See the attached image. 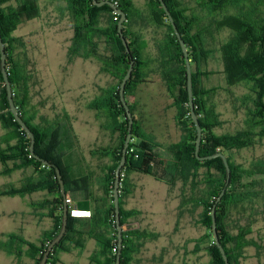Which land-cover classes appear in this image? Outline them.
I'll use <instances>...</instances> for the list:
<instances>
[{
  "label": "trees",
  "instance_id": "16d2710c",
  "mask_svg": "<svg viewBox=\"0 0 264 264\" xmlns=\"http://www.w3.org/2000/svg\"><path fill=\"white\" fill-rule=\"evenodd\" d=\"M61 1L65 3L73 23L67 62L71 63L76 58L95 59L102 71L117 80L112 88L105 91L106 97L93 102L97 110L100 109L98 103L106 108L110 113L111 126L121 136L114 154L115 164L107 173L110 190L113 188L115 169L122 156L128 128L118 89L130 63H133V69L125 86L124 97L131 113L133 103L131 104L129 95L137 85L149 83V75H159L173 101L174 119L181 138L164 149L165 159L160 158L157 145L148 140L133 119L126 162L120 172L121 226L125 216L138 214L135 211L124 212L121 208L123 171H135L164 181L170 187L180 184L179 213L189 204L200 207L201 223L209 232L205 234V238L211 237V212L214 207L216 229L228 264H240V258L244 257L247 248L253 247L258 252L264 248L249 238L253 233V225L259 219L264 221V157H254L247 165L233 160L237 152L254 150L264 140V0H163L188 53L193 104L202 131L198 155L207 157L223 154L230 168L228 185L221 158L203 161L196 158V129L188 105L185 59L159 0H146L144 8L136 7L132 0H96L97 3H116V7L125 13L122 32L129 52L125 51L119 38L117 21L120 16L108 5L97 7L93 0ZM39 14L38 0H0V36L5 47L6 70L13 101L20 117L34 134V154L51 164H43L29 152V139L9 111L0 72V124L6 132L0 137V141L5 144L3 148L0 147V164L3 166L1 174L8 175L28 167L38 174V177L27 181L20 188L9 186L0 189V197L46 191L52 199L45 202V205L53 206L49 217L54 221L50 236L38 245L23 240L17 234H8L6 242H0V249L9 255L19 256L21 251L17 249L18 244L25 245L34 264L39 263L47 245L61 227L63 198L56 169L60 171L62 181L64 180L60 154L57 152L59 128L52 124L32 122L35 113L30 112L32 77L27 70L26 59L19 56L23 49V39L13 35L22 21L38 18ZM103 15L107 16L105 23L102 22ZM148 29H151V33ZM101 47L102 54H99ZM213 62L217 68L211 65ZM216 77L221 79L228 97L233 99V107L243 113L236 130L216 132L223 127L224 121L211 100L222 88L207 85ZM234 88H240L241 91L234 94ZM114 117H122L123 120L116 123ZM223 189L224 194L217 202ZM110 199L113 200L112 196ZM71 221L68 208L66 232L45 264H57L58 251L69 252L72 248L83 247L82 242L72 239L75 235L80 237L82 233L71 230ZM144 235L138 230L122 233L120 264H131L139 247L136 240ZM88 236L98 242V252L90 262L115 264L118 247L113 203L102 221H94L92 232ZM204 250L208 257L205 264H225L213 240L206 242ZM197 251L198 248L193 252ZM183 264H186L185 261Z\"/></svg>",
  "mask_w": 264,
  "mask_h": 264
},
{
  "label": "rangeland",
  "instance_id": "374dc122",
  "mask_svg": "<svg viewBox=\"0 0 264 264\" xmlns=\"http://www.w3.org/2000/svg\"><path fill=\"white\" fill-rule=\"evenodd\" d=\"M38 1L39 17L22 21L13 34L23 39V49L20 50L19 56L23 60L26 59L27 70L32 77L30 82L32 108H30V112L35 111L32 122L41 125L52 124L54 127L61 123L64 131L67 130L66 123H70L78 136L80 149L84 155L88 156L87 151L90 146L100 145L101 139L98 138L95 142L97 134L101 132L100 129L106 130L107 126L112 125L110 113L106 111V108H102V105L98 103L100 109L95 110L96 107L93 105L95 100L100 101L106 97L105 91L111 86L112 77L102 71L101 65L95 59L76 58L71 63L67 62V48L73 36V23L66 11L65 3L61 0ZM145 1L132 0L134 5L139 8L145 7ZM114 6L116 7V5ZM106 20L107 16L103 15L102 22L105 23ZM148 31L151 33V29ZM146 37L148 38V34ZM98 52L102 54V47ZM211 65L213 68H217L216 63L213 62ZM148 77L147 80L150 82L153 76L149 75ZM116 83L117 80L115 79L113 84ZM207 85L222 88L214 94L211 100L224 121L223 127L217 129L216 132L223 133L224 131L236 130L242 121L243 113L233 107V99L228 97L219 77L212 79ZM134 90L137 95L135 108L137 110L141 108L146 121L145 127L147 130L148 128L152 130V141L157 145V153L162 155L164 149L158 148V145L161 144L163 147L168 144L169 146L181 138V132L174 119L173 101L165 88V83L157 80H153L151 84H139ZM232 91L236 94L241 89L234 88ZM91 110L98 113L94 116ZM5 133L0 124V137ZM67 138L70 139V137ZM4 146L5 144L0 141V147L3 148ZM93 149L97 150L96 148ZM254 157H264V140L262 145L256 146L254 150L237 152L233 156V160L247 165ZM2 170L3 166L0 164V189L8 186L17 187L22 181L20 170L13 171L12 174L9 173L8 175L1 174ZM180 186L177 184L170 191L164 181H152V184L144 186V192L153 188L152 210L149 212L151 213L149 218L153 223L154 233L163 236L168 235V240L169 238L173 240L174 236L176 242L178 240L183 242L184 249V252L178 253V251L173 250L176 242H162V239H159V243L157 242L154 247H167L164 251L162 249L158 251L157 259L152 257L148 264H181L178 255L182 253L186 264H205L208 261L204 249L206 242L213 239L212 236L210 238L204 237L209 232L201 223L202 209L198 206L192 207L189 204L183 208L182 213H179L177 207L179 201L175 194H179ZM185 191L188 193L187 188ZM8 200L4 197L0 199V234L16 231L11 213H19L18 210L22 208L20 201L12 203ZM136 217L125 216L123 222L136 220ZM121 229L124 230L122 232H127L129 228L123 225ZM27 230L26 228V231L21 234L22 238L25 235V240L27 239ZM249 238L254 239L260 246L264 247L263 220L259 219L253 225V233L249 235ZM3 239L0 237V242ZM198 242L201 244L198 245ZM177 245L176 243L175 246ZM197 248L199 251L193 252ZM243 256L240 258V264H264V248L259 252L253 247L247 248ZM159 257L164 259L159 260ZM0 264L13 263L4 253L0 252Z\"/></svg>",
  "mask_w": 264,
  "mask_h": 264
},
{
  "label": "crops",
  "instance_id": "0c3cea01",
  "mask_svg": "<svg viewBox=\"0 0 264 264\" xmlns=\"http://www.w3.org/2000/svg\"><path fill=\"white\" fill-rule=\"evenodd\" d=\"M151 76H153V79H151V82L148 84L153 83V80L163 82L159 75L153 74ZM113 79L114 78L112 77V84L108 89L114 86L113 83L115 79ZM134 89L135 87L129 95L131 104L133 103V119L138 123L140 129L142 128L141 130L148 140L152 141L153 133L150 128L147 130L145 127L146 121L141 108L139 110L135 108L137 95L135 94ZM91 111L94 116L98 113L94 110ZM114 119L116 123H120L123 120L122 117H114ZM66 125L67 130L65 131L61 126V123H58L56 126L59 128L60 140L57 152L60 154V163L63 168V184L66 190L65 198H70L72 200V206L70 207L72 221L70 227L71 230L82 233L80 235L81 238L75 235L72 239L74 241L82 242L83 247L72 248L69 252L58 251L56 257L59 262L57 264H92L90 260L98 252V242L96 239L89 237L88 234L92 232L94 221H102L110 204L113 203V200L110 199L113 188L110 190V185L107 181V173L108 169L115 164L114 154L121 141V136L112 126H107L108 128L106 130H103L104 128L102 130L100 129L101 132H99L95 138V142L98 138L101 139L100 145L96 146L95 144L90 146V149L87 151L89 155L87 156L85 154V156L84 152L80 149L78 136L75 134L72 125L70 123H66ZM67 137H70V139ZM179 140L174 141L173 143H176ZM167 146L168 144L162 147L160 144L158 145V148L165 149ZM93 148H96L97 150H94ZM165 155L164 150L162 155L159 154L162 159H165ZM19 172H22V181L15 188H20L27 181L38 177V174L34 172L31 167L21 169ZM123 177L124 190L123 196L121 197V208L126 212L135 211L138 213L136 220L126 221L123 225L128 226V231L138 230L145 234L142 238L136 240L139 247L136 252L137 254L133 256L131 264H148L152 260V257L157 259L156 254L158 251L161 249L164 251L167 247H154L157 242L159 243V239H162V242L175 243L176 238L171 235L173 236V240L170 238L168 240V235L163 236L159 235V233H154L153 223L149 218L151 215L149 212L152 210L151 196L153 194V188L149 189L148 192H144L143 189L144 186L152 184V181L158 182L159 180L150 175L135 171H123ZM166 185L170 191L172 187L168 184ZM175 196L179 201L177 207L178 210H180V187L179 194L177 193ZM1 198L3 199V197H0V199ZM4 198L9 199L8 201L12 203L20 201L22 208L18 210L19 213H11V218L16 226V231L0 234V237L4 238L1 243L6 242V235L8 234H17L22 238L21 234L26 231V228L28 229V233H26L27 239L25 240V235L22 239L29 243L38 245L41 241L46 240L50 236L54 229V221L49 217L53 206L49 204L45 205V202H49L52 199V196L46 191H36ZM64 201L65 199H63V205L65 204ZM176 243L178 244L177 246H175ZM176 243L173 246V250L178 251V253L184 252L183 242L178 240ZM17 249L21 251L19 256L9 255L2 249H0V252L4 253L5 256L11 259L13 264H34L33 260L27 253V247L25 245L18 244ZM178 256L179 261L183 264V253ZM161 258L163 257H159L158 259L160 260ZM101 262H103V259Z\"/></svg>",
  "mask_w": 264,
  "mask_h": 264
},
{
  "label": "water",
  "instance_id": "95a60500",
  "mask_svg": "<svg viewBox=\"0 0 264 264\" xmlns=\"http://www.w3.org/2000/svg\"><path fill=\"white\" fill-rule=\"evenodd\" d=\"M93 2L97 7H101L103 5H108L113 10V12L119 14L120 19L117 23V30H118L119 38L122 42L123 47L125 48V51L129 52V47L127 45V41L124 38L123 32H122V25L126 19L125 13L121 9L115 7L114 4L111 3L110 1H103V2L97 3L96 0H93ZM159 2H160V5H161L163 11L166 14L168 20H169V22H170V25H171V27L174 31V34H175V36H176V38L180 44V47H181V50H182V53H183L184 59H185L186 75H187L188 105H189L190 116H191L192 122L195 126V129H196V143H195L196 158L198 160H201V161L213 159L216 157L221 158V161L223 163V166L225 167L226 174H227L226 175L227 176L226 185H228L229 178H230V168H229L226 157L221 153H217V154L207 156V157H200L198 155L202 131H201V127H200V124L198 121V116L195 113V107L193 104V97H192V91H191V87H192L191 69H190L187 49H186V46H185L183 40L181 39L180 33L178 32V29L174 23L173 17L171 16L167 6L165 5L163 0H159ZM132 69H133V63L131 62L126 74L124 75V77L122 78V80L119 84V89H118L119 100H120V102H121V104L125 110L126 118L128 120V128H127V134H126L125 140L123 142L122 156H121V159H120V161H119V163L115 169V179L113 182V192H112L114 219H115V226H116V232H117V247H118V252L116 254L115 264H120L121 249H122V229H121V224H120V205H119L120 172H121V170H122V168L126 162V151H127L128 144L131 141V129H132V124H133L132 113L130 112L129 106L125 100L124 91H125V86H126L127 81L131 78ZM0 72L2 75V79H3L5 90H6V98H7V102H8L9 111L12 114L15 121L18 123L20 129L26 134L27 138L29 139V152L34 156L35 159L41 161L45 165L50 166L51 165L50 163L40 159L38 156H36L34 154V143H35L34 134L30 130V128L27 126V124L22 120V118L20 117V115L18 113L17 107L14 104L11 85H10V81L8 79V73L6 70L5 47H4V44L2 42L1 36H0ZM56 177H57V180L59 183L60 194H61L62 198L65 199L64 184H63V181L61 178L60 171L58 169H56ZM223 194H224V189L221 191L220 196L217 198V202L220 201ZM67 220H68V206L66 204H64L63 205V211H62V221H61L60 230H59L58 234L47 245V248H46L45 252L43 253L38 264H45L46 263L49 255L52 252V250L54 249V247L63 238V236L66 232V229H67ZM211 236L213 239V243L217 247V249L219 250V253H220L224 263L228 264V259H227L226 253H225V251L221 245V242L219 240V236L217 233V229H216V217H215L214 207H213L212 212H211Z\"/></svg>",
  "mask_w": 264,
  "mask_h": 264
},
{
  "label": "built area",
  "instance_id": "2783aa9c",
  "mask_svg": "<svg viewBox=\"0 0 264 264\" xmlns=\"http://www.w3.org/2000/svg\"><path fill=\"white\" fill-rule=\"evenodd\" d=\"M116 3H114L115 5ZM115 13V12H114ZM117 14V13H115ZM114 20H116V18L114 17ZM65 204L68 206V208H70L72 206V200L70 198H65Z\"/></svg>",
  "mask_w": 264,
  "mask_h": 264
}]
</instances>
